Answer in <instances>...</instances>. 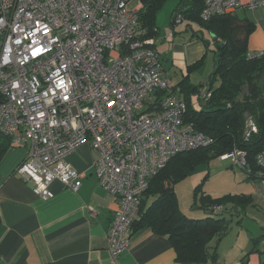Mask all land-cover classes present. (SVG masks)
<instances>
[{
    "label": "built area",
    "instance_id": "built-area-1",
    "mask_svg": "<svg viewBox=\"0 0 264 264\" xmlns=\"http://www.w3.org/2000/svg\"><path fill=\"white\" fill-rule=\"evenodd\" d=\"M142 7L138 0H0V134L29 145L15 175L42 199L53 198L55 181L76 192L85 174L66 158L89 145L99 154L96 178L118 204L109 233L114 259L131 246L156 174L177 154L213 142L186 124L187 102L165 76L155 37L141 27ZM241 7L264 10V0H206L201 20ZM182 20L176 14L172 23ZM209 98L199 93L202 103ZM219 159L251 173L241 150ZM256 159L262 178L264 149Z\"/></svg>",
    "mask_w": 264,
    "mask_h": 264
},
{
    "label": "crops",
    "instance_id": "crops-1",
    "mask_svg": "<svg viewBox=\"0 0 264 264\" xmlns=\"http://www.w3.org/2000/svg\"><path fill=\"white\" fill-rule=\"evenodd\" d=\"M179 3L178 0L176 8ZM172 13H170L172 21L169 25L171 31L176 29V24L172 23L174 19ZM178 15H183V20L179 24L186 22V28L180 33L177 32L178 29L175 32L172 31L165 38H157L161 32L157 19L158 35L155 37L157 38L155 46L161 56L160 64L164 68L165 76L170 80L179 98L186 99L181 88H177L184 79H188L191 86L198 88V96L193 95L192 98H199L200 92L209 90L208 85L213 71L209 73L208 80L202 79L199 84H196L193 79L195 75L198 76L202 72L205 64L191 72L190 68L206 58L208 49L212 52L211 45L202 41L200 38L202 34L194 28L196 23L186 18L184 14ZM233 16L239 21L246 19L255 27L248 39L256 35L258 40L264 41V10L251 11L241 7ZM213 39L215 43V38ZM166 40H169L170 46L166 44ZM159 44L171 47L170 54L159 51L157 47ZM261 48L259 53L264 52V47ZM165 63L170 67L184 65V63L187 65L179 82L174 81L179 78L177 68L174 75H168ZM200 103L202 102L198 99V107ZM28 149V144H11L0 162V264H181L176 260V252L169 239L156 234L148 227L133 232L130 248L118 259L110 255L108 251L110 225L118 204L114 197L102 189L96 178L94 164L99 154L95 153L89 145L80 147L66 158L68 166L85 174L81 188L73 192L63 183L55 181L50 186V191L53 193V198L50 199L39 197L33 192L30 184L15 175L16 167L24 161ZM210 166L208 168H211ZM230 167H233L231 163ZM212 171L210 173L207 171L206 186L214 177L211 175ZM192 177H195V174ZM197 180L198 178L193 180V186L196 185ZM205 193L211 195L208 191ZM230 194L253 198L249 194ZM211 197L219 198L220 196L211 195ZM253 203L254 198L249 206ZM256 206L264 213V210L259 207V202ZM247 209L246 207V211ZM180 211L185 216H189L186 215V211ZM240 215L244 216L243 213ZM256 220L259 221L250 222L252 227H247L250 229L245 233L248 240L238 242L237 239L233 245L236 255L229 253L234 261L231 264H243L246 256L248 257L246 264H264V219L261 220L260 217ZM244 223L245 221H242L240 225ZM227 236L228 234L215 245L217 251L218 245ZM217 259L220 264L219 255ZM223 264H230L229 258Z\"/></svg>",
    "mask_w": 264,
    "mask_h": 264
},
{
    "label": "trees",
    "instance_id": "trees-1",
    "mask_svg": "<svg viewBox=\"0 0 264 264\" xmlns=\"http://www.w3.org/2000/svg\"><path fill=\"white\" fill-rule=\"evenodd\" d=\"M138 1L143 6L139 12L141 27L148 37H156L157 13L168 0ZM179 1L172 14H184L215 38L216 48L212 51L214 70L208 85L210 100L195 107L191 98L198 96V88L191 86L188 79L177 86L186 97V124H192L197 133L213 142L209 146L177 154L156 174L141 199L139 218L133 224V231L148 227L156 234L167 237L176 252V260L181 264H218L217 246L212 244L219 243L228 234L230 221L227 214H245L253 198L232 194L214 198L203 191V182L198 184L193 198L196 203L201 202L206 216L202 220H190L180 211L175 185L192 176L199 166H210L235 149L247 153L251 173L241 171L248 180H264V176H257L261 168L256 159L264 149V55L249 57L247 41L255 27L246 19L239 21L228 15L204 23L201 11L206 0ZM204 64L199 61L190 68V72ZM11 142V138L0 134V162ZM214 207L222 208L215 213ZM247 259L246 256L243 264Z\"/></svg>",
    "mask_w": 264,
    "mask_h": 264
},
{
    "label": "rangeland",
    "instance_id": "rangeland-1",
    "mask_svg": "<svg viewBox=\"0 0 264 264\" xmlns=\"http://www.w3.org/2000/svg\"><path fill=\"white\" fill-rule=\"evenodd\" d=\"M178 4V0H169L167 1L166 5L163 7V9H161L159 11V13H157V19H158V23H159V27H160V35L157 36V38H165L168 33L170 32H183V29L186 28V22H184L183 24H178L177 26L175 25L176 29H172V31L170 30V23H171V14L173 10H175L176 5ZM136 3L132 2L131 6L135 7ZM242 17V16H241ZM240 17V18H241ZM243 19V18H241ZM194 28L199 31V33L202 34V37H200L202 39V41H204L205 43H209L211 45L212 51H214V49L216 48L215 43H214V39H213V35L210 34L208 31H206L201 25H199V23L194 24ZM251 36V35H250ZM156 38V39H157ZM250 39V40H249ZM247 41V48L249 51V54H256L259 53L260 50L262 49L261 47H264V41L262 40H258L256 35H253L251 38H249ZM178 40L180 41V38H178ZM166 44L170 46L169 40H166ZM160 50L162 51L164 54L169 53L170 50H172L171 47L168 46H164V45H158L157 46ZM207 56L205 58V60H203V62L205 63L204 68L202 69V72L199 73V77L197 75H195L194 77V82L197 84H199V82L203 79V80H208L209 79V73H211L214 70V54L213 52H211L209 49L207 50ZM170 54V53H169ZM165 67L168 71V75H174V72L178 71L179 74V78H176L174 81L175 83L179 82L181 77L183 75H181L184 71V69L187 68V65L184 63V65H179L175 66V67H170L165 63ZM198 97H194L192 98V103L193 105H195L196 107H198ZM250 125H248L249 127ZM212 166H210L211 168H208L207 165H202L199 166L198 168H196L195 171V177H189L185 180H183L182 182H180L178 185L176 186V195L178 199V203H180L181 206V210H184L187 212L186 215L188 219L192 220L193 218L195 220H202L205 218V212L204 210H202V204L200 201H198V203L195 202L194 200V192L195 189L197 188L198 184H202L203 182H205V178L208 175L207 171H209V173L212 171V174L214 177L211 180V182L206 186L205 183L203 191L206 192L208 191L209 193H211V195L213 196H224V195H228L230 193H238V194H249L252 195L254 198V203L247 207V211L246 214L237 216V215H233L231 216V214H227V220L230 221L229 223V232L228 236L223 240V242L220 243V245H218V255L219 257H221V260L219 262H221L220 264H223L226 262L227 258H229V263L231 264L233 258H231L232 254H235V248H234V244L237 242H243L248 240V237H246L247 235H245V233H247L250 229H248L247 227H252V225L250 224V222H258L259 220H256V218H260L261 220L264 219V213L257 208L256 204H258L259 199L261 197L264 196V180H258V181H254V180H248V177L245 173H243L241 170L239 169H235L233 167H230V163L229 161L227 162H222L220 160L215 161L213 164H211ZM216 176V177H215ZM195 178H198L196 185L193 186V180H195ZM176 198V199H177ZM193 217V218H191ZM242 221H245V223L243 225H240V223ZM240 234V236H239ZM216 243H213L212 245L215 246ZM262 246V245H261ZM216 247V246H215ZM222 254H219L221 253ZM231 252V255L229 256V253ZM236 255V254H235ZM220 259V258H219Z\"/></svg>",
    "mask_w": 264,
    "mask_h": 264
}]
</instances>
